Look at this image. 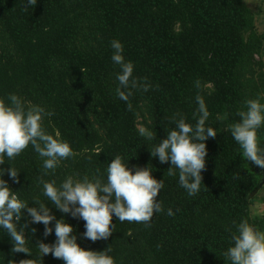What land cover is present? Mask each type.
I'll return each instance as SVG.
<instances>
[{
    "label": "trees",
    "instance_id": "obj_1",
    "mask_svg": "<svg viewBox=\"0 0 264 264\" xmlns=\"http://www.w3.org/2000/svg\"><path fill=\"white\" fill-rule=\"evenodd\" d=\"M112 40L122 43L133 76L151 85L133 90L131 109L115 93L119 66L111 60ZM13 93L52 111L44 128L59 132L75 155L45 176L29 145L0 165L2 178L30 207L37 198L72 225L80 247L110 248L115 264H230L224 252L241 220L264 232V215L251 210L262 202L261 168L242 156L229 131L246 100L264 103V30L258 32L256 13L244 0H36L27 8L25 0H0V97ZM198 95L210 113L206 125L217 133L205 141L200 191L188 196L178 175H167L169 163L150 151L175 127L174 115L195 123ZM140 126L152 130L154 140L139 136ZM257 135L264 142V127ZM115 155L163 179L156 197L163 211L148 224L113 216L111 235L91 241L83 237L85 222L56 209L40 181L59 184L72 175L106 182ZM9 163L18 171L16 182L7 174ZM22 211L17 229L27 225L29 253L13 252L0 230V264H64L51 253L41 256L38 243L52 244L54 231L45 237L44 225Z\"/></svg>",
    "mask_w": 264,
    "mask_h": 264
},
{
    "label": "clouds",
    "instance_id": "obj_2",
    "mask_svg": "<svg viewBox=\"0 0 264 264\" xmlns=\"http://www.w3.org/2000/svg\"><path fill=\"white\" fill-rule=\"evenodd\" d=\"M36 4V0H25V7ZM110 47L113 52L111 60L119 66L116 73L118 86L117 97L125 101L131 109L129 97L134 89L148 91L151 86L146 78L137 79L133 76V64L123 56V45L119 40H112ZM199 87V81H196ZM197 109L193 113L195 123L186 122L182 115L173 116L175 127L167 132L165 138L154 145L151 156L157 157L160 163H169L168 176H177L178 183L188 196H195L200 191L202 170L205 167L207 154L205 141L214 138L216 131L206 125L209 111L204 100L196 97ZM245 109L238 113V122L230 125L229 131L233 140L242 149V156L254 165L264 169V142L257 133L264 127V103L261 98L248 99L244 102ZM54 113L40 105H26L16 94L0 97V165L5 159L11 161L29 145L42 159L43 174H54L61 161L75 155L70 144L62 140L59 132L49 134L44 128V120ZM138 135L152 141L155 135L152 130L140 126ZM98 154V153H97ZM7 169L8 176L16 182L18 171L11 166ZM135 167V166H134ZM5 170L0 168V230H4L12 241L13 252L29 253L26 247L23 224L17 229L26 210L31 222L44 225L43 235L53 233L56 237L52 244L40 242L39 252L42 255L51 253L54 258L62 259L64 264H115L110 255L111 249L93 251L80 247L76 242L73 226L63 218L56 219L44 202L34 198L35 206L19 198L8 182L3 179ZM152 168L127 166V160L115 155L107 165L106 182L88 176L76 178L69 175L59 184L55 180L40 181L42 194L61 213L82 219L84 223L83 237L91 241L107 239L115 230L111 223L115 216L120 222H136L148 224L155 212L163 211L157 200V194L164 188L163 179L151 175ZM167 215L174 213L171 208ZM55 221L52 227L50 222ZM34 232L35 229H32ZM232 244L224 252L230 264H264V232L241 220L231 237Z\"/></svg>",
    "mask_w": 264,
    "mask_h": 264
},
{
    "label": "rangeland",
    "instance_id": "obj_3",
    "mask_svg": "<svg viewBox=\"0 0 264 264\" xmlns=\"http://www.w3.org/2000/svg\"><path fill=\"white\" fill-rule=\"evenodd\" d=\"M245 4L256 13V27L258 32L264 30V0H244ZM260 10L262 11L260 13ZM259 197L262 198V202L255 203L252 207V213L262 216L264 215V188L259 192Z\"/></svg>",
    "mask_w": 264,
    "mask_h": 264
},
{
    "label": "water",
    "instance_id": "obj_4",
    "mask_svg": "<svg viewBox=\"0 0 264 264\" xmlns=\"http://www.w3.org/2000/svg\"><path fill=\"white\" fill-rule=\"evenodd\" d=\"M261 173H262V178H261V180L259 182V187H261L262 184L264 183V169H261Z\"/></svg>",
    "mask_w": 264,
    "mask_h": 264
}]
</instances>
